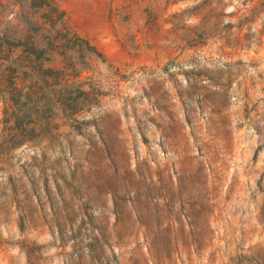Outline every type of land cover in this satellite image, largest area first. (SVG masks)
<instances>
[{
	"label": "rangeland",
	"instance_id": "rangeland-1",
	"mask_svg": "<svg viewBox=\"0 0 264 264\" xmlns=\"http://www.w3.org/2000/svg\"><path fill=\"white\" fill-rule=\"evenodd\" d=\"M55 1L0 10L81 107L0 161V264H264V0Z\"/></svg>",
	"mask_w": 264,
	"mask_h": 264
},
{
	"label": "trees",
	"instance_id": "trees-1",
	"mask_svg": "<svg viewBox=\"0 0 264 264\" xmlns=\"http://www.w3.org/2000/svg\"><path fill=\"white\" fill-rule=\"evenodd\" d=\"M24 8L36 11L48 10L55 15L49 23L55 28L64 17L55 0H19ZM7 9L5 0H0V10ZM7 19V18H6ZM49 22V21H47ZM11 21H1L7 31ZM26 33L30 27L42 29L48 23L27 20L23 23ZM39 26V27H37ZM56 48V45H51ZM47 50L37 48L32 37L16 38L13 34L0 37V100H5L4 126L0 132V161L9 160L13 151L29 140H20L24 135L47 134L58 115L72 118L81 111L77 100V76L67 78L64 71L45 58ZM79 92H84L78 89ZM57 127V125H55Z\"/></svg>",
	"mask_w": 264,
	"mask_h": 264
}]
</instances>
